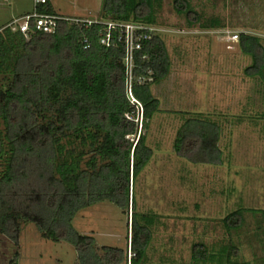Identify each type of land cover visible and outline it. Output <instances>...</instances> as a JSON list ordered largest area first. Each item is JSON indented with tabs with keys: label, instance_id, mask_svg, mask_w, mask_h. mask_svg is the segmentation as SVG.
<instances>
[{
	"label": "trees",
	"instance_id": "1",
	"mask_svg": "<svg viewBox=\"0 0 264 264\" xmlns=\"http://www.w3.org/2000/svg\"><path fill=\"white\" fill-rule=\"evenodd\" d=\"M173 2L191 26L207 25L189 0ZM155 5L161 6L162 0H102L100 17L151 25L156 23ZM37 10L58 14L50 0L40 3ZM9 23L0 28V229L9 232L12 224L17 234L19 220L33 222L44 238L74 243L82 264H125L127 249L103 246L104 254L99 255L95 238L80 234L72 221L81 209L106 200L126 210L131 201L136 208L135 197L130 198L131 185L154 155L143 129L161 111L151 84L164 80L171 69L166 43L153 33L134 52L132 94L142 106L140 122L137 113L141 110L132 102L127 85L125 43L102 45V25L60 20L55 33L35 32L27 38ZM209 23L220 25L218 19ZM85 38L91 42L89 48L84 46ZM239 44L253 59L246 73L264 82L260 37L241 33ZM141 75L152 80L139 83L136 78ZM219 138L216 122L190 118L178 131L174 147L183 156L198 149L203 155L200 161L217 164L223 155ZM39 168L46 180L39 206L23 214L8 203L5 190ZM243 211L240 208L226 216L225 226L239 228ZM157 217L133 212L131 264H152L148 249ZM236 253L235 247H224L217 255L201 243L194 245L192 257L196 262L237 264L232 259Z\"/></svg>",
	"mask_w": 264,
	"mask_h": 264
},
{
	"label": "rangeland",
	"instance_id": "2",
	"mask_svg": "<svg viewBox=\"0 0 264 264\" xmlns=\"http://www.w3.org/2000/svg\"><path fill=\"white\" fill-rule=\"evenodd\" d=\"M189 2L206 26H191L173 0L155 5L153 33L165 41L171 69L164 80L151 84L161 111L143 129L154 155L131 185L136 208L131 201L126 210L106 200L78 211L72 224L95 238L99 255L103 246H115L131 256L133 212L154 214L158 217L148 249L152 264H230L196 262L194 245L201 243L217 255L224 247H235L237 264H264V82L246 73L253 59L242 52L239 41L224 39L225 30L248 33L260 37L264 46V0ZM50 3L69 18L101 19L102 0ZM34 9V0H0V28ZM211 19L220 25L210 26ZM137 114L141 122L142 111ZM190 118L218 124L222 163L200 161L198 149L185 156L175 150L177 133ZM41 172L5 190L8 203L23 214L39 206L46 182ZM240 208L241 226L228 229L224 218ZM19 221L17 234L12 224L9 232L0 229V264H82L74 243L46 239L35 223Z\"/></svg>",
	"mask_w": 264,
	"mask_h": 264
},
{
	"label": "built area",
	"instance_id": "3",
	"mask_svg": "<svg viewBox=\"0 0 264 264\" xmlns=\"http://www.w3.org/2000/svg\"><path fill=\"white\" fill-rule=\"evenodd\" d=\"M34 1L35 9L33 12L26 13L20 19L11 21L8 26L13 30H19L28 38L32 33L35 32H44L49 34L55 33L57 31L60 20H72L77 24H84L86 26H90L92 24L102 25L99 31V42L102 45H115L116 41H123L125 43V59L128 66V90L132 98V102L137 103V106L142 111L141 103L137 101L132 94V85L133 80L135 79L133 75L134 52L142 48L144 40L151 39L153 31L157 29L156 25H145L135 22H123L103 19H74L59 14L40 13L37 10V7L40 3H45L46 0ZM224 32L227 33V35L224 36V39L228 42L233 43L240 40L241 33L232 32L230 30H225ZM84 43L85 48H89L91 46V42L87 38L84 39ZM136 79L139 83H145L148 79L151 80L152 77L141 75ZM125 264H131L130 256Z\"/></svg>",
	"mask_w": 264,
	"mask_h": 264
},
{
	"label": "crops",
	"instance_id": "4",
	"mask_svg": "<svg viewBox=\"0 0 264 264\" xmlns=\"http://www.w3.org/2000/svg\"><path fill=\"white\" fill-rule=\"evenodd\" d=\"M26 14V13H25Z\"/></svg>",
	"mask_w": 264,
	"mask_h": 264
}]
</instances>
